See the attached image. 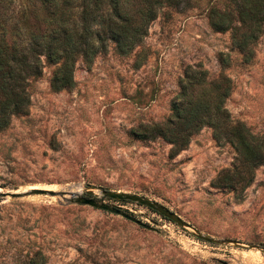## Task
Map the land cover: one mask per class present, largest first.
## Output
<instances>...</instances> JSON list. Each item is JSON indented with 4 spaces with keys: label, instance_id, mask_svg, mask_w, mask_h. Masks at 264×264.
<instances>
[{
    "label": "rangeland",
    "instance_id": "1",
    "mask_svg": "<svg viewBox=\"0 0 264 264\" xmlns=\"http://www.w3.org/2000/svg\"><path fill=\"white\" fill-rule=\"evenodd\" d=\"M189 1L160 6L128 54L109 43L90 64L78 57L71 87L51 89L56 63L43 60L42 75L29 79L28 112L0 131V190L92 186L98 200V187L138 192L190 226L135 201L104 198L153 228L59 194L9 196L0 199V264H264V161L237 192L212 184L236 151L210 125L175 155L163 138L131 132L164 119L186 71L202 68L208 79L230 78L231 115L264 134V29L247 60L230 29L210 26L206 7L217 0ZM193 229L237 242L205 241Z\"/></svg>",
    "mask_w": 264,
    "mask_h": 264
},
{
    "label": "trees",
    "instance_id": "2",
    "mask_svg": "<svg viewBox=\"0 0 264 264\" xmlns=\"http://www.w3.org/2000/svg\"><path fill=\"white\" fill-rule=\"evenodd\" d=\"M189 2L0 0V131L13 114L28 112L29 79L42 75L43 60L56 63L49 76L51 89L71 87L78 57L90 64L109 43L118 54H128L160 6L185 7ZM206 15L214 30L232 31V41L244 51L245 59L252 57L253 44L264 29V0H217L206 7ZM230 91L228 76L208 79L205 69L191 68L171 100L168 115L140 123L131 132L140 138H163L170 143L169 154L175 155L194 132L210 125L214 137L230 141L236 151L232 165L222 168L212 184L240 192L264 161V134L231 115L225 105Z\"/></svg>",
    "mask_w": 264,
    "mask_h": 264
},
{
    "label": "water",
    "instance_id": "3",
    "mask_svg": "<svg viewBox=\"0 0 264 264\" xmlns=\"http://www.w3.org/2000/svg\"><path fill=\"white\" fill-rule=\"evenodd\" d=\"M100 193L103 195V197L98 200L96 196V192L94 191L93 187L89 186L86 188L83 192H77L73 190H66V189H46V188H37L33 187L28 190H21V191H11V190H0V199L7 198L9 196H20L24 194H32V193H49V194H59L62 195L66 200L72 201V202H78V203H87L89 205L110 210L115 213H119L122 216L133 220L137 224H140L142 226H145L147 228H153L150 224L142 221L141 219L135 217L134 215L128 213L127 211L123 210L119 205H116L115 203H108L104 200V198L108 199H117V200H127V201H135L140 204L146 205L166 218L176 222L178 225L188 227L190 226V223L185 220L183 217H181L180 214H178L176 211L169 208L164 203L151 198L145 194H141L138 192H131V191H125V190H116L111 189L107 187H98ZM192 232L200 239H203L205 241L209 242H216V243H223V242H229V241H235L227 237H215L208 233H203L199 231L198 229H193Z\"/></svg>",
    "mask_w": 264,
    "mask_h": 264
}]
</instances>
